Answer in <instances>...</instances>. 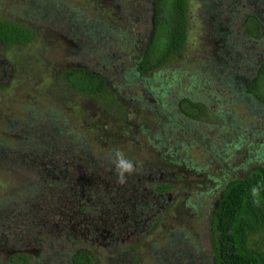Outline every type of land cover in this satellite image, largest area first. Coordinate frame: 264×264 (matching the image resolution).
<instances>
[{
    "label": "rangeland",
    "instance_id": "obj_1",
    "mask_svg": "<svg viewBox=\"0 0 264 264\" xmlns=\"http://www.w3.org/2000/svg\"><path fill=\"white\" fill-rule=\"evenodd\" d=\"M150 14V0H0V16L33 31L0 41L3 264L14 252L23 264H71L76 247L93 264H212L222 174L264 154V105L246 90L264 61V0H188L183 45L140 73ZM73 65L102 73L121 106L74 88ZM181 96L210 113L188 116ZM116 149L142 186L133 174L118 188L107 169Z\"/></svg>",
    "mask_w": 264,
    "mask_h": 264
},
{
    "label": "trees",
    "instance_id": "obj_2",
    "mask_svg": "<svg viewBox=\"0 0 264 264\" xmlns=\"http://www.w3.org/2000/svg\"><path fill=\"white\" fill-rule=\"evenodd\" d=\"M150 1L148 36L136 58L135 71L140 73L171 58L181 48L186 37L188 0ZM249 18L254 22L257 20L254 14H250ZM32 37L33 31L23 22L0 16V41L4 44L25 42ZM65 73L74 88L99 97L103 106H121L117 102L115 89L107 86L102 73L82 65H73ZM256 79L261 81L255 82ZM228 80L233 81L231 78ZM250 81L246 90L251 91L264 105V61ZM177 105L188 116L209 112L202 100L187 96L179 97ZM175 114L174 111L169 117ZM219 151L215 150L214 154L220 155ZM137 178L139 175L134 174L129 185L142 186ZM221 184L209 214L212 264H264V248L256 238L264 235V154L261 155V161L250 164L241 174L223 173ZM169 186V182L161 181L155 188L164 191ZM118 188L124 189V186ZM104 200H108V197ZM70 254L71 264H93L89 250L84 247H76ZM25 260L27 256L23 252L11 253L8 259L11 264H23ZM0 264H3L1 259Z\"/></svg>",
    "mask_w": 264,
    "mask_h": 264
},
{
    "label": "clouds",
    "instance_id": "obj_3",
    "mask_svg": "<svg viewBox=\"0 0 264 264\" xmlns=\"http://www.w3.org/2000/svg\"><path fill=\"white\" fill-rule=\"evenodd\" d=\"M111 162L115 165L116 182L118 184L127 183L128 176L136 174L138 172L137 164L128 159L124 153L116 149L111 154Z\"/></svg>",
    "mask_w": 264,
    "mask_h": 264
}]
</instances>
